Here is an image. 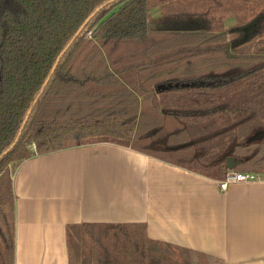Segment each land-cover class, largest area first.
I'll list each match as a JSON object with an SVG mask.
<instances>
[{"label": "trees", "instance_id": "1", "mask_svg": "<svg viewBox=\"0 0 264 264\" xmlns=\"http://www.w3.org/2000/svg\"><path fill=\"white\" fill-rule=\"evenodd\" d=\"M172 1L0 0V264H15L11 166L33 156L111 143L217 181L264 180V10L228 32L221 0L168 13ZM252 25L262 38L233 49L229 35ZM91 229L90 249H70V264H147L157 245L138 226ZM183 253L185 264H221Z\"/></svg>", "mask_w": 264, "mask_h": 264}, {"label": "crops", "instance_id": "2", "mask_svg": "<svg viewBox=\"0 0 264 264\" xmlns=\"http://www.w3.org/2000/svg\"><path fill=\"white\" fill-rule=\"evenodd\" d=\"M11 171L15 264H70V249H90L100 231L91 227L126 225L157 244L147 264H185L184 250L264 264L263 179L221 190V181L111 143L33 156Z\"/></svg>", "mask_w": 264, "mask_h": 264}, {"label": "rangeland", "instance_id": "3", "mask_svg": "<svg viewBox=\"0 0 264 264\" xmlns=\"http://www.w3.org/2000/svg\"><path fill=\"white\" fill-rule=\"evenodd\" d=\"M209 0H207L208 2ZM203 2H205V0H174L172 2H170L169 4H167L168 9L167 12L168 13H178V12H182L188 9H192L194 11H198L201 12L203 11L204 8L209 7L210 5H212V3H206L204 6ZM221 3H223V8L221 9L224 12H228L227 17L224 20V26H225V30H227L229 32L230 29H232L235 26H241L244 25L246 23L251 22L259 12L264 10V0H221ZM257 3H260L259 5ZM162 8L160 7H155L153 9L150 10V20H154L156 18H159L161 13H162ZM254 30L256 31L257 28L254 25ZM263 36V35H262ZM262 36L257 35V33L253 35L252 37V43H256L260 38H262ZM251 37V36H250ZM229 40L231 42H235L238 41L235 40L234 36L229 35ZM243 44L238 45L236 47V49H239L242 47ZM248 133V130H244L242 131H233L230 134L226 135L225 138L226 139H233L234 137H241L244 134ZM222 140H218V143H221ZM15 165H12V167H14ZM249 174H255L257 176H261V173H254V172H247ZM71 243H78L77 241H72ZM79 243H82L84 245L89 244V241H85V240H80ZM72 248V245H71ZM75 250V249H74ZM76 251V250H75ZM154 253V252H153ZM150 254V253H149ZM156 255V254H153ZM151 257V255H149ZM155 257V256H153ZM178 257V256H177ZM175 258L178 260V258ZM154 260V259H152ZM184 260V258L182 259V261ZM156 263L159 262V264L162 263L161 261H156V259L154 260ZM163 261H165V259H163ZM180 259V262H182ZM185 262V261H184Z\"/></svg>", "mask_w": 264, "mask_h": 264}, {"label": "water", "instance_id": "4", "mask_svg": "<svg viewBox=\"0 0 264 264\" xmlns=\"http://www.w3.org/2000/svg\"><path fill=\"white\" fill-rule=\"evenodd\" d=\"M100 9H98L92 16H90L89 17V19L86 21V23H85V25L94 17V15L99 11ZM84 25V26H85ZM84 26L81 28V30L84 28ZM156 28V26H153V29H155ZM198 29V27H172V26H161L160 27V30L161 31H169V32H175V31H183V32H191V31H194V30H197ZM81 30L77 33V35H76V37L80 34V32H81ZM75 37V38H76ZM248 41V37L246 38H241V39H239L238 41H235V42H233L232 43V45H231V47L233 48V49H236V47L238 46V45H241V44H244L245 42H247ZM69 48V46L67 47V49ZM66 49V50H67ZM66 50L59 56V58H58V60H57V63H56V65H55V67H54V69H53V71H52V74L54 73V71H55V69H56V67H57V65H58V63L60 62V60L62 59V57H63V55H64V53L66 52ZM47 85V83L45 84V86ZM12 148V147H11ZM11 149H9L4 155H6L9 151H10ZM236 166H237V163L234 161V159L233 158H229L228 160H227V168L229 169V170H234L235 168H236Z\"/></svg>", "mask_w": 264, "mask_h": 264}, {"label": "built area", "instance_id": "5", "mask_svg": "<svg viewBox=\"0 0 264 264\" xmlns=\"http://www.w3.org/2000/svg\"><path fill=\"white\" fill-rule=\"evenodd\" d=\"M36 150V146H32ZM262 180V177L249 173H229L226 178L220 182L221 190H227L230 185L234 184H251Z\"/></svg>", "mask_w": 264, "mask_h": 264}, {"label": "flooded vegetation", "instance_id": "6", "mask_svg": "<svg viewBox=\"0 0 264 264\" xmlns=\"http://www.w3.org/2000/svg\"><path fill=\"white\" fill-rule=\"evenodd\" d=\"M253 32H254V25H252L251 27L249 28H246V29H242V33H243V36L242 38H250L251 35H253Z\"/></svg>", "mask_w": 264, "mask_h": 264}]
</instances>
